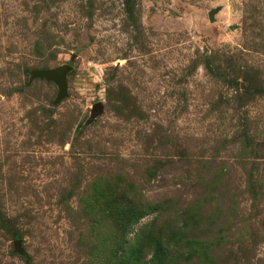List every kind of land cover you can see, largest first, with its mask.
Wrapping results in <instances>:
<instances>
[{"label": "rangeland", "instance_id": "rangeland-1", "mask_svg": "<svg viewBox=\"0 0 264 264\" xmlns=\"http://www.w3.org/2000/svg\"><path fill=\"white\" fill-rule=\"evenodd\" d=\"M0 264H264V0H0Z\"/></svg>", "mask_w": 264, "mask_h": 264}, {"label": "water", "instance_id": "water-1", "mask_svg": "<svg viewBox=\"0 0 264 264\" xmlns=\"http://www.w3.org/2000/svg\"><path fill=\"white\" fill-rule=\"evenodd\" d=\"M217 10L218 9L216 8V9H213L209 12V18L210 19H213ZM70 69H71V66L64 64V65H61V66L53 68V69L35 71L34 75L36 77L45 78L47 80L54 81L58 85V88L60 90V95H59V99H60L66 95V91H67V89H66L67 88L66 74ZM93 112H94L93 115L100 113L101 112V105L97 104L94 107ZM18 244H19V241H17V243H16L17 249H19Z\"/></svg>", "mask_w": 264, "mask_h": 264}]
</instances>
